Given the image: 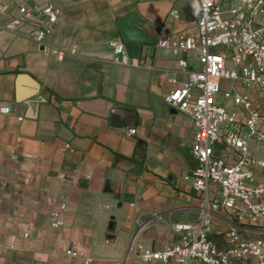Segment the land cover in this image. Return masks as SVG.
Returning <instances> with one entry per match:
<instances>
[{
  "label": "crops",
  "instance_id": "crops-1",
  "mask_svg": "<svg viewBox=\"0 0 264 264\" xmlns=\"http://www.w3.org/2000/svg\"><path fill=\"white\" fill-rule=\"evenodd\" d=\"M53 2L58 21L44 45L0 30V106L10 107L0 113V264H140L132 241L160 249L178 238L175 223L197 219L201 195L183 178L196 164L194 129L164 100L170 79H183L178 56L124 43L141 61L124 66L110 43L121 40L117 20L133 14L156 39L192 33L197 2ZM16 13L14 0H0V24ZM113 113L124 127L111 125ZM61 202L64 224L51 227Z\"/></svg>",
  "mask_w": 264,
  "mask_h": 264
},
{
  "label": "built area",
  "instance_id": "built-area-1",
  "mask_svg": "<svg viewBox=\"0 0 264 264\" xmlns=\"http://www.w3.org/2000/svg\"><path fill=\"white\" fill-rule=\"evenodd\" d=\"M53 1L14 0L17 13L0 30L44 45L58 21ZM196 2L194 31L161 35L155 45L178 56L183 74L179 82L170 79L164 100L192 121L196 164L183 178L201 195L198 216L175 223L178 238L160 249L135 241L130 249L140 264H264V0ZM169 14L179 16L177 9ZM110 44L121 65L141 63L125 55L123 41ZM9 112L0 106V113ZM65 209L61 202L51 212V227L63 226ZM65 253L83 256L79 249Z\"/></svg>",
  "mask_w": 264,
  "mask_h": 264
},
{
  "label": "water",
  "instance_id": "water-1",
  "mask_svg": "<svg viewBox=\"0 0 264 264\" xmlns=\"http://www.w3.org/2000/svg\"><path fill=\"white\" fill-rule=\"evenodd\" d=\"M139 21V17L135 14L118 19L116 24L118 27L120 39L125 44L156 42V36L150 37V35L146 33L144 28L137 24ZM124 124L125 123L124 121H121V117L119 114H112L111 125L113 127H124ZM113 228L114 222L111 218L108 223L107 232L105 234V239L107 241L113 240L114 238Z\"/></svg>",
  "mask_w": 264,
  "mask_h": 264
}]
</instances>
